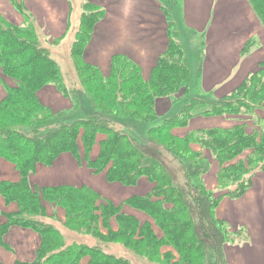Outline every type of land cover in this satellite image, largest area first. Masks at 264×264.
<instances>
[{"label": "trees", "instance_id": "16d2710c", "mask_svg": "<svg viewBox=\"0 0 264 264\" xmlns=\"http://www.w3.org/2000/svg\"><path fill=\"white\" fill-rule=\"evenodd\" d=\"M248 2L264 29V0ZM83 11L71 51L81 91H71L33 27H16L0 16L5 89L0 95V159L14 164L21 176L16 183L0 182L6 204L18 206L15 212L0 211V245L7 247L10 229L20 227L41 238L30 264H79L87 256L89 264H133L131 257L155 264H228L224 249L237 232L217 218L216 210L225 197H243L254 176L264 172V61L228 96L188 99L191 71L173 39L148 80L126 57H115L108 75L86 63L85 50L105 14L89 2ZM255 45L250 40L243 54ZM48 86L71 99L73 111L86 106L88 117L66 122L67 112H54L40 100ZM162 98L185 101L174 115L160 117L156 105ZM200 116L239 121L232 128L191 131L185 138L173 134ZM99 135L105 139L98 157L91 159ZM64 154L84 158L94 173L106 172L110 183L135 186L147 178L153 189L117 206L88 187L31 184L39 165L51 167ZM211 159L219 164L216 190L204 181ZM125 205L149 219L125 212ZM47 206L64 210L65 227L94 243L67 242L56 212L50 216Z\"/></svg>", "mask_w": 264, "mask_h": 264}, {"label": "crops", "instance_id": "0c3cea01", "mask_svg": "<svg viewBox=\"0 0 264 264\" xmlns=\"http://www.w3.org/2000/svg\"><path fill=\"white\" fill-rule=\"evenodd\" d=\"M86 2L103 10L105 15L95 26L91 41L84 53V60L99 68L105 75L110 73L114 58L122 56L136 63L141 68L144 79L148 80L160 57L168 50L172 39L184 50L179 33L176 32V36L173 33L169 12L161 0H0V16L13 26L33 27L41 44L50 51L52 58L59 64L58 56L53 55L52 50L57 42L71 44L69 56L72 58V46L82 24L83 6ZM77 11L80 12L78 16L75 14ZM236 12L241 13V16L246 13L250 20L249 23H253L256 33L263 29L257 16H253L254 11L248 0H185V13L190 15L186 14L185 16L188 26L181 25V28L186 36L192 40L200 39L199 43L205 46L204 55L199 61L194 60L193 53H191V60L186 55L191 71L188 99L200 95L210 96L212 100L224 98L236 90L263 62L264 49L259 53V58L255 52L248 54L245 62L242 61L246 44L243 48L242 46L246 39H243L241 33L249 34L250 29L249 26L246 28V32L236 29L234 19L231 21V17H235ZM234 32L239 33L237 41H233L229 36ZM182 40L184 42L183 38ZM261 45L264 46L262 42ZM236 53L242 54L239 59L236 58ZM0 84L2 85L1 81ZM2 87L4 89L3 85ZM70 89L71 91L82 90L78 83L71 86ZM0 95H5H2L1 89ZM39 98L54 112H69L73 107L72 100L63 96L55 86L44 88L39 93ZM184 101L177 103L171 98L159 99L156 105L157 113L160 117L172 116L183 107ZM226 119H228L226 116L196 117L191 121L189 127L177 128L173 134L178 138H185L191 131L232 128L237 124L234 122L227 124ZM104 139V136H98L97 146L95 145L93 149L94 153L92 152L91 159L98 157L101 150L100 142ZM193 148L201 150L198 145H194ZM65 155L60 156L50 168L39 165L36 172L30 177L31 184L39 188L88 187L117 206L124 204L132 197L141 196L132 195L118 204L116 200L123 192L121 188H118L119 192L113 191L112 195H108L102 193L95 185L85 182L71 183L72 180L79 179V176L72 174L68 168H75L73 161L81 164L85 159L79 161L74 156L72 158ZM94 155L97 157L92 158ZM6 163L0 160V182L16 183L20 181V173L12 165ZM213 163L214 167H217L216 174L218 175L219 164L211 159L210 165ZM91 172L94 173L92 170ZM204 181L209 190L217 189V178L214 181L213 178L208 180L205 176ZM144 187L149 188V185L145 184ZM142 196H146V194ZM0 199L3 201L0 200V208L6 207L2 212L17 211L16 204L7 206L4 199ZM47 209L50 216L56 212L59 225L64 224V210L50 206H47ZM129 214L137 216L142 221L149 219L147 215H141L138 212ZM216 216L225 221L234 232H237V235L233 236V240L227 244L229 248L224 251L228 264H264V247L259 243L264 244V172H258L254 176L252 187L243 197L239 199L225 197L216 210ZM112 227L116 230L118 225L114 222ZM9 232L10 234L7 235L10 239L7 240V236L5 238L8 246L0 245V250L3 251L0 253V264H30L34 262L41 243L40 236L32 230L20 227H14ZM74 237L86 243H94L90 237L85 238L79 235H74ZM10 240L20 247L22 250L20 254L13 251L12 244L9 243ZM249 243L250 247H247ZM245 253L249 254L250 258H246ZM89 262L90 258L87 256L79 264H89Z\"/></svg>", "mask_w": 264, "mask_h": 264}, {"label": "rangeland", "instance_id": "374dc122", "mask_svg": "<svg viewBox=\"0 0 264 264\" xmlns=\"http://www.w3.org/2000/svg\"><path fill=\"white\" fill-rule=\"evenodd\" d=\"M161 1L164 2V7H166V9L169 12L170 21L173 24V26H172L173 33L175 36L177 35L176 32L179 33V35H180L179 38L181 39L182 46L184 48L186 55L189 56V60H191V58H190V57H192L191 53H193L194 60L199 61V59L202 58L204 55V47H205L204 44L199 43V42H201L200 39L199 40H197V39L192 40L189 36H186L184 31L181 28V25L184 27L188 26L186 24V21H185V16H186V14L190 15L188 13H185V0H161ZM75 14H76V16H78V14H80V12L77 11V13H75ZM253 16H256V14L253 13ZM233 19H234L235 27L237 30H243L246 32V28L249 26V29H250L249 34L248 33L247 34L241 33V36H243V39L244 40L246 39L242 48L250 40H254V42L257 41V45L251 47L250 54L257 52V54H258L257 57L259 58V55H260L259 53H261V51L264 49V46L261 45V42L264 45V31H262L263 29H260V31H259L260 33L259 32L256 33L254 31V25L252 22H251V24L249 23L250 20L248 19L246 13L244 16H241V13L236 12L235 17H231V21ZM260 25H261V23H260ZM239 28H241V29H239ZM253 34H254V36H252ZM229 36L231 37V39L233 41L234 40L237 41L239 38V33L234 32L233 34H231ZM182 38L184 39V42H183ZM189 40L192 42H190ZM258 41H259V43H258ZM70 49H71V44H67V43L64 44L62 42L61 43L57 42L56 45L54 46L53 50H52V54L55 56H58L59 65L62 69V73H63V76L65 78V81H66L67 85H69L71 87L73 85H76V83L79 84V80H78V77L75 76V74H76V73H74L75 71H73V70H75V68H74L73 60L69 56ZM241 55H242L241 53H239V54L236 53V58L239 59ZM247 56H248L247 54L243 55V57H244L242 60L243 62H245V60L247 59ZM262 58L264 59V56ZM0 89H1L2 95H4L5 91H4L1 84H0ZM72 89H73V87H72ZM88 112L89 111L86 108V106H84L83 109H80V110H75V111L71 110V111L67 112V114L65 115V121L71 122V121H74V120L81 118V117L86 118V117H88ZM210 118H213V117H210ZM214 118H216V117H214ZM226 120H227L226 121L227 124H232L233 122L238 123V121H239L236 117H233V116H229L228 119H226ZM92 152L94 153V151H92ZM97 152H99V151H97ZM65 156H70V157L74 158L71 154H67ZM167 156L170 160L169 162L175 163V161L173 159H171L169 155H167ZM96 157H97V155H94L92 158H96ZM0 160H1V162H4V163L7 162L8 164H10L14 168H16L14 164H12V163L4 160V159H0ZM73 162L75 164V168L72 169L69 167L68 169H69V171H71L72 174L79 176V179H77V180L74 179V180H72L71 183L85 182V183H88L89 185H95L97 187V189L102 191V193H106L108 195H112L113 191H115L116 193L119 192V189L121 188V190H123V192H121L119 194V196L117 197L116 202H118V204L122 203L125 199L131 197L132 195H141V196L145 195V194L147 195L151 192V190L153 188V185L148 181L147 178H142L140 180L141 182L135 186H126L122 183H110L106 178V175H105L106 172L96 174V173L91 172V169L87 166L86 161L82 162L81 164L78 162H75V161H73ZM42 166H44V165H42ZM64 167H66V165H64ZM47 168H50V167H47ZM214 168L215 167H214V163H213L210 165L208 172L206 174H204V177L206 176V179L211 180V178H213L214 181H216L217 167L215 168V170H214ZM179 170L180 169H177V171L179 172L178 178L181 181H183L182 176H180ZM17 172L19 173L18 170H17ZM145 184H148L149 188L144 187ZM77 185H82V184H77ZM86 186H88V185H86ZM0 198L4 199L1 195H0ZM1 202H3V201L1 200ZM123 207H124L126 212H129V213L130 212L131 213H137L138 212V214H141V215L144 214V213H141V212H139V211H137V210H135L129 206L125 205ZM3 208H6V207L4 206V207L0 208V211H4ZM1 220L5 221L4 217H1ZM58 228L61 231V233L63 234V236L65 237V239L67 240V242H70L71 240L75 239V237H74L75 233L71 232L69 229H67L64 224H60V225L58 224ZM12 229H14V227ZM9 234H10V232H9ZM8 235L6 238L7 240L10 239V237ZM9 243L12 244L13 251H16L19 254L21 253L22 250L20 249L19 246L14 244L11 240L9 241ZM259 243L261 244V246L264 247L263 243H261V242H259ZM247 247H250V243L247 245ZM227 248H229L228 245L225 246L224 251L227 250ZM0 253H3V251L0 250ZM122 255H124V254H122ZM125 255H129V254L125 253ZM248 255L249 254L245 253L246 258H250ZM129 257H130V255H129ZM130 259H131V262L133 264H155V263L149 262L146 259L144 260V259L138 258V257H135V258L131 257Z\"/></svg>", "mask_w": 264, "mask_h": 264}]
</instances>
